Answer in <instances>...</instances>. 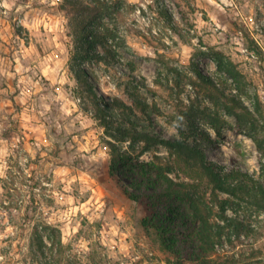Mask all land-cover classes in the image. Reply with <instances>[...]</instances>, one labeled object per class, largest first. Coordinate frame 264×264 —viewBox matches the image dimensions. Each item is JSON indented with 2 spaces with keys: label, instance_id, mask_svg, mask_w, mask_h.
<instances>
[{
  "label": "rangeland",
  "instance_id": "1",
  "mask_svg": "<svg viewBox=\"0 0 264 264\" xmlns=\"http://www.w3.org/2000/svg\"><path fill=\"white\" fill-rule=\"evenodd\" d=\"M135 131L264 185V0H0V264H176L194 200L255 229L216 264H264V210Z\"/></svg>",
  "mask_w": 264,
  "mask_h": 264
},
{
  "label": "trees",
  "instance_id": "2",
  "mask_svg": "<svg viewBox=\"0 0 264 264\" xmlns=\"http://www.w3.org/2000/svg\"><path fill=\"white\" fill-rule=\"evenodd\" d=\"M97 39L96 33L91 29L86 32H82L81 41L78 42L82 53L86 56L92 54L94 52L93 44L98 41ZM86 46L89 48H85ZM79 75L80 74H78V77L81 78ZM199 75L201 78H204L202 73H199ZM233 113H235L238 118L241 117L239 113ZM123 134V141H125L126 137H129L130 134L125 131ZM130 137H132V142L134 143L144 141L145 148L151 145L159 144L174 150L180 155H185L189 159V162L191 161L192 163L199 165L204 170L215 189L230 193L238 198L247 197V199H250L257 209L264 210L263 184L256 182L252 177L241 172L237 168L225 170L226 166L217 164L216 162L207 159L201 148L186 142L183 138L171 139L160 135H153L138 131H135ZM259 148L262 149L261 146ZM115 169L116 164L112 162L110 165L111 173H114ZM222 174L224 175L222 176ZM228 178L234 179L235 184H229ZM248 181L251 182V185H249ZM129 197L134 201H139L140 199V195L133 192L129 193ZM192 209L197 221L192 224V231L196 237V241L193 246L194 249L188 250L186 256L183 257L178 250L171 248V253L177 259L176 264H183L187 259L197 264H216L212 256L216 253L217 247L223 248L225 242H228L234 247L236 246L235 242L239 240L242 235L248 236L255 233L254 227L246 218L238 220L225 214L223 205L221 206L220 214V218L222 220L221 224H213L210 222V213H205L203 208H201V204L197 203L195 200L193 201ZM154 216H157L158 218L154 220L153 225L158 229L160 234L163 235L166 231L165 229L172 231L173 228L171 225L169 223L166 224L161 215L158 216L155 214ZM223 237H225L224 239L226 240H224ZM57 244L61 247L62 244L60 239L57 240ZM162 244L168 247V243L165 242V239Z\"/></svg>",
  "mask_w": 264,
  "mask_h": 264
}]
</instances>
